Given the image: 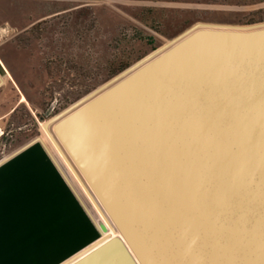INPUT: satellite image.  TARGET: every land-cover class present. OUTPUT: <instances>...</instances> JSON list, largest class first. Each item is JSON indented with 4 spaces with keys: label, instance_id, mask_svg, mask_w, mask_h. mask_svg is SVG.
Here are the masks:
<instances>
[{
    "label": "water",
    "instance_id": "95a60500",
    "mask_svg": "<svg viewBox=\"0 0 264 264\" xmlns=\"http://www.w3.org/2000/svg\"><path fill=\"white\" fill-rule=\"evenodd\" d=\"M54 131L118 231L63 264H264V25L200 26Z\"/></svg>",
    "mask_w": 264,
    "mask_h": 264
},
{
    "label": "rangeland",
    "instance_id": "374dc122",
    "mask_svg": "<svg viewBox=\"0 0 264 264\" xmlns=\"http://www.w3.org/2000/svg\"><path fill=\"white\" fill-rule=\"evenodd\" d=\"M203 25H264V0H0L1 90L13 86L25 96L3 119L0 159L28 144L47 146L85 208L77 232L49 235L42 252L49 264L112 237L96 199L53 142L54 122Z\"/></svg>",
    "mask_w": 264,
    "mask_h": 264
},
{
    "label": "crops",
    "instance_id": "0c3cea01",
    "mask_svg": "<svg viewBox=\"0 0 264 264\" xmlns=\"http://www.w3.org/2000/svg\"><path fill=\"white\" fill-rule=\"evenodd\" d=\"M2 83L6 81L0 71L1 126L24 95L13 86L1 90ZM85 220V208L47 146L25 145L0 162V264H49L42 253L49 247V235L63 234L70 227L75 232ZM98 239L55 264H63Z\"/></svg>",
    "mask_w": 264,
    "mask_h": 264
},
{
    "label": "bare ground",
    "instance_id": "6f19581e",
    "mask_svg": "<svg viewBox=\"0 0 264 264\" xmlns=\"http://www.w3.org/2000/svg\"><path fill=\"white\" fill-rule=\"evenodd\" d=\"M203 26H209V25H203ZM259 26H263V25H259ZM239 28H254V27H258V26H238ZM197 28H199V27H197ZM196 28V29H197ZM195 29H193L192 31H194ZM245 30V29H244ZM191 31V32H192ZM190 32V33H191ZM190 33H188V34H190ZM187 34V35H188ZM186 35V36H187ZM186 36H184V37H186ZM183 37V38H184ZM183 38H181L180 40H178V41H176V42H174L173 44H171L170 46H168V47H165V48H163V49H161V50H159V51H157V53L156 54H154L150 59H147L143 64H141V65H139V66H137L135 69H133V70H136L137 68H139V67H141V66H143V65H145L147 62H149L150 60H152L153 58H155V57H157L158 55H160L161 53H163L165 50H167V49H169L170 47H172L173 45H175L176 43H178L179 41H181ZM132 70V71H133ZM132 71H130V72H132ZM129 72V73H130ZM129 73H127V74H129ZM127 74H125L124 76H126ZM123 76V77H124ZM120 80V79H119ZM22 100H25V96H22ZM72 111H74V110H70V111H68L67 113H65L64 115H62L59 119H57L55 122H54V124H53V126L55 125V123H57L59 120H61L62 118H64L66 115H68V114H70ZM52 126V127H53ZM49 134V133H48ZM51 135H52V133H51ZM49 136V135H48ZM52 139H53V137H52ZM53 142H55L57 145H58V147L57 148H59V150H60V152H62V154L65 156V153L63 152V149H61V147L60 146H62V144L60 143V141L56 138V141H55V139H53ZM54 145V144H53ZM63 147V146H62ZM56 148V147H55ZM59 150H57V151H59ZM60 157V156H59ZM63 157V156H62ZM65 158H66V160H67V164L69 165H71L70 167L72 168V169H74V172H76L75 174H76V176H79V178H80V180L83 182V184L85 185V187L87 188V190L88 191H90V194H92V197H94V200L96 199V203H97V205L99 206V208H100V210H101V212H103V214L105 215V217H106V219H107V221H108V223H109V225L113 228V224H114V222H112V218H111V216H110V214L108 213V211L106 210V208L104 207V205H103V203L101 202V200L99 199V197H98V195L96 194V192L94 191V189H93V187L90 185V183L84 178V176L80 173V171H78V169L76 168V166L74 165L73 166V164H71L70 162H69V160L67 159V157L65 156ZM64 158V159H65ZM66 166V165H65ZM69 169V168H68ZM72 174H74V173H72ZM74 177H75V175H74ZM78 178V177H77ZM77 178H75V179H77ZM79 182V181H78ZM89 196V195H88ZM102 217V216H101ZM105 221V220H104ZM109 226V227H110ZM108 227V229H109V233H108V235L107 236H109V234L110 235H112V236H115V235H118V231H116L114 228L112 229L111 227L109 228ZM114 230V231H113ZM107 232V231H106ZM106 235V234H105ZM107 238V237H106ZM103 240V239H102ZM93 247V246H92ZM89 250V249H88ZM88 250H85L84 252H82V253H80L79 255H83L84 253H86ZM79 255H77L76 257H74L72 260H69V262H66V263H70L71 261H73L74 259H76L77 257H79ZM65 263V264H66Z\"/></svg>",
    "mask_w": 264,
    "mask_h": 264
},
{
    "label": "built area",
    "instance_id": "2783aa9c",
    "mask_svg": "<svg viewBox=\"0 0 264 264\" xmlns=\"http://www.w3.org/2000/svg\"><path fill=\"white\" fill-rule=\"evenodd\" d=\"M4 135H5V130L0 124V141L2 140ZM0 160H4V159H0Z\"/></svg>",
    "mask_w": 264,
    "mask_h": 264
}]
</instances>
